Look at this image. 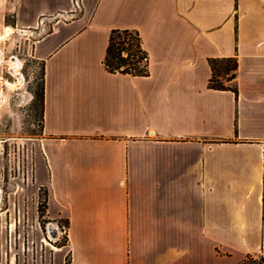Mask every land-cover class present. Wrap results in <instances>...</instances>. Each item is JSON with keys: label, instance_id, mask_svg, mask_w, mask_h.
I'll use <instances>...</instances> for the list:
<instances>
[{"label": "crops", "instance_id": "1", "mask_svg": "<svg viewBox=\"0 0 264 264\" xmlns=\"http://www.w3.org/2000/svg\"><path fill=\"white\" fill-rule=\"evenodd\" d=\"M45 18L31 178L68 226L40 243L41 263L264 256V0H0V32ZM116 28L139 32L147 75L104 68ZM229 56L237 97L208 87V59Z\"/></svg>", "mask_w": 264, "mask_h": 264}, {"label": "rangeland", "instance_id": "2", "mask_svg": "<svg viewBox=\"0 0 264 264\" xmlns=\"http://www.w3.org/2000/svg\"><path fill=\"white\" fill-rule=\"evenodd\" d=\"M52 21L41 19L37 28L17 30L0 40V264H42L44 238L54 245L65 241L64 219H39L36 191L46 188L37 189L31 178L32 141L43 125L38 100L42 61L33 56L32 46ZM12 57L20 62L16 69L9 64ZM54 228L58 239L53 241Z\"/></svg>", "mask_w": 264, "mask_h": 264}, {"label": "trees", "instance_id": "3", "mask_svg": "<svg viewBox=\"0 0 264 264\" xmlns=\"http://www.w3.org/2000/svg\"><path fill=\"white\" fill-rule=\"evenodd\" d=\"M125 54V55H124ZM147 52L142 47L141 37L135 29H112L109 34L108 44L105 50V56L102 61L104 68L110 73H123L130 75L144 76L148 74V60L142 62ZM211 76L208 80V87L216 90H230L237 97V86L233 84L236 77L238 62L236 56L229 57H211L208 59ZM40 102V116L43 122L44 106V64L42 62V76L40 89L38 93ZM264 183V177H263ZM40 189V188H39ZM39 200L37 211L39 219H43L47 207V190L38 193ZM262 217L264 218V191L262 198ZM65 227L68 226V220H64ZM66 264L68 262L66 261ZM237 264H264V256L258 255L254 259L253 255L247 254Z\"/></svg>", "mask_w": 264, "mask_h": 264}, {"label": "bare ground", "instance_id": "4", "mask_svg": "<svg viewBox=\"0 0 264 264\" xmlns=\"http://www.w3.org/2000/svg\"><path fill=\"white\" fill-rule=\"evenodd\" d=\"M14 32V30L9 27V26H5L3 28V30L0 32V40L4 39L6 36H8L10 33ZM1 53V52H0ZM14 58L12 57V59L8 60L10 67L13 69H16L19 65L20 62L18 61V59L16 58V60H13ZM1 54H0V61H1ZM8 83V82H7ZM10 85H12L11 83H8ZM1 193V192H0ZM1 197V196H0Z\"/></svg>", "mask_w": 264, "mask_h": 264}, {"label": "built area", "instance_id": "5", "mask_svg": "<svg viewBox=\"0 0 264 264\" xmlns=\"http://www.w3.org/2000/svg\"><path fill=\"white\" fill-rule=\"evenodd\" d=\"M74 2H77V0H74ZM146 60H148V57H144L143 60H142V62L145 63Z\"/></svg>", "mask_w": 264, "mask_h": 264}]
</instances>
